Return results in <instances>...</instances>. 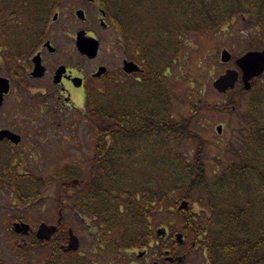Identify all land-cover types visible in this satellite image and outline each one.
Listing matches in <instances>:
<instances>
[{
	"label": "trees",
	"instance_id": "16d2710c",
	"mask_svg": "<svg viewBox=\"0 0 264 264\" xmlns=\"http://www.w3.org/2000/svg\"><path fill=\"white\" fill-rule=\"evenodd\" d=\"M51 1L0 0V34L32 33ZM101 2L117 24L125 54L140 62L143 74L139 83L108 85L102 95L88 97L85 115L94 138L87 174L66 165L50 178L28 175L45 193L53 187L60 209L79 210L82 215L75 218L92 224L89 256L52 247L49 264H56L55 254L60 264H115L129 261L136 250L153 251L158 260L172 257L178 247L173 235L169 254L157 235L163 215L181 220L186 253L195 251L208 264H264V88L254 85L244 92L239 87L215 106L194 90L191 100L177 102L175 85L168 82L187 36L220 34L234 26L232 20L255 35L249 49H264V0ZM179 105L190 107L189 115L175 114ZM210 111L234 114L238 123L211 169L205 141L192 128ZM190 141L197 146L188 158ZM75 179L81 184L72 189ZM183 201L188 209L178 211ZM195 204L202 212L192 211ZM59 232L63 243L64 225Z\"/></svg>",
	"mask_w": 264,
	"mask_h": 264
},
{
	"label": "flooded vegetation",
	"instance_id": "af4514ba",
	"mask_svg": "<svg viewBox=\"0 0 264 264\" xmlns=\"http://www.w3.org/2000/svg\"><path fill=\"white\" fill-rule=\"evenodd\" d=\"M58 1L50 2V12L41 16L32 33L0 34V264H49L45 250L48 248L49 254L52 247L62 250L59 231L49 241H40L36 232L44 222L30 220V212L44 207L46 197L43 186L37 189L28 175L30 167L39 162L48 120H53L59 130L61 114L74 109L73 100L87 107L90 95H102L106 86L116 82L133 79L139 83L143 74L140 62L125 54L117 24L107 16L101 0L80 1L96 11L98 25L111 42L105 48V58L109 57L105 62L99 55L104 40L93 32L82 30L99 42L96 57L89 59L78 52L76 41L81 30L70 18L58 26L63 18ZM57 29L63 39L56 34ZM61 41L66 44L64 50ZM78 56L82 65L90 66L77 69ZM127 62L138 70L127 74ZM100 69L103 71L98 75ZM80 184L75 182L71 187L76 189ZM90 189L93 193L92 184ZM58 256L55 254L56 264H60Z\"/></svg>",
	"mask_w": 264,
	"mask_h": 264
},
{
	"label": "rangeland",
	"instance_id": "374dc122",
	"mask_svg": "<svg viewBox=\"0 0 264 264\" xmlns=\"http://www.w3.org/2000/svg\"><path fill=\"white\" fill-rule=\"evenodd\" d=\"M58 9L63 14V18L58 26H60L61 23H65L66 20L70 18L71 22L77 23L79 30L88 31L91 35V32H93L94 35L101 37L104 40L105 46L100 49L99 55L101 56V61H109V57H107V59L105 58L108 54L106 45H109L111 42L106 38L104 32L98 25L97 18L99 15L96 11L91 7L83 6L80 0H72V2L68 0V3ZM77 9H83L85 11L87 17L85 23L74 18V11ZM71 12L73 16H71ZM234 22V20L231 21V23L234 24L232 28L220 34L215 33L210 35V33H208L206 35L195 34L187 36L184 50H182L168 78V82H172L175 85L173 89L176 92L175 98L177 102L179 98L191 100L193 98V93L190 91L192 90L195 91L196 96L203 97L204 101L209 105H222L227 101V98L232 92H227L225 94L217 93L212 86L213 82L220 75H223L226 70H237L234 65V60L240 58L247 51L262 50L261 48L249 49L252 44V36L255 39V35L253 33L242 32L244 29L243 26ZM56 34L62 37L59 29H57ZM259 46L262 47V45ZM65 47L66 44L62 42L63 50ZM223 50H226L231 56L228 63L221 62V52ZM84 66H90V64L85 65L83 63L82 65V60H80L78 56L77 69H81ZM117 83L119 82L114 84ZM238 85L241 86L240 82ZM254 85H257V88L259 85L264 88V78L258 79L257 83L255 82L253 86ZM199 90L201 94H198ZM251 96V94L247 95L249 98ZM73 106L74 109L72 108L70 111L64 110L62 112L60 119L62 127L59 128V130L56 128V124L53 123V120H48V123H46L43 150L38 156L39 162L29 169L30 174H33V176L50 178L55 169L66 167V165H71L75 171H81L83 175L88 173L93 155L94 127L84 116L85 105L73 100ZM188 111H190V107L179 105L175 114L177 113L179 117H183L189 115ZM218 126L222 128L220 135L216 131ZM237 126L236 115H231L229 112H205L193 122L192 128L201 136L203 141H205L206 148L204 150H206L209 169L214 166L213 160L217 157V153L221 151L220 149L225 147L227 143L232 140V129ZM196 146L197 142L195 141H190L186 144L188 158L193 156ZM55 200L53 187L47 189L44 207L40 208L39 211L30 212V220L34 222L41 220L46 224L55 225L58 218V207ZM192 211L194 213H200L202 212V208L199 204H195L192 206ZM62 213V221L65 230L71 228L80 242L78 253L80 255L89 256V248L92 245L91 237H93L91 222L88 218H85L83 223L78 221L75 217L80 215H77L75 211L67 209V207L62 210ZM171 217L162 216L161 221L164 225L159 228L161 230H159L157 234L165 242V246L168 248L169 252L172 247L169 241L170 236L183 234L178 232L181 220L178 218L171 219ZM188 246L189 241L184 242L182 246L176 247L175 254L172 255V257H180L181 262H175L174 264H208L201 258L200 254L195 251L186 253ZM49 252L47 248L45 250L46 258ZM153 253L154 252L151 251L145 254L144 250H136L130 253L129 261L121 260L115 264H168L164 259L158 260Z\"/></svg>",
	"mask_w": 264,
	"mask_h": 264
},
{
	"label": "water",
	"instance_id": "95a60500",
	"mask_svg": "<svg viewBox=\"0 0 264 264\" xmlns=\"http://www.w3.org/2000/svg\"><path fill=\"white\" fill-rule=\"evenodd\" d=\"M76 16L78 19H83L84 15L82 11H77ZM77 49L80 54L87 56L88 58H94L97 55L98 42L92 38H85L84 32H79L77 41ZM231 59L230 54L223 50L221 52V62L228 63ZM235 66L241 72V81L244 91H249L251 89V83L255 78L260 77L264 72V50L262 51H248L243 56L235 60ZM138 69L132 63L124 64V71L127 74L136 72ZM103 71L100 69L98 75ZM239 80V74L235 70H226L225 73L219 76L212 84L213 88L220 94H225L229 90L235 88L236 83ZM234 109V108H232ZM222 128L219 126L217 128V133L221 134ZM187 203L183 202L179 206V210L186 209ZM58 224H61V215L58 220ZM27 228V226H24ZM57 233V228L55 226H47L41 224L36 232V237L39 240L48 241L50 238ZM176 242L182 244V235H176ZM79 248V241L77 237L74 236L71 230L68 231V243L64 248L65 252H76ZM181 260L179 259L178 262ZM156 264V263H154Z\"/></svg>",
	"mask_w": 264,
	"mask_h": 264
}]
</instances>
